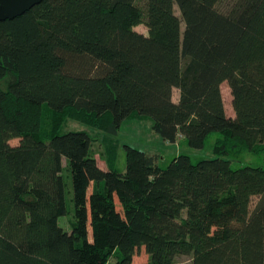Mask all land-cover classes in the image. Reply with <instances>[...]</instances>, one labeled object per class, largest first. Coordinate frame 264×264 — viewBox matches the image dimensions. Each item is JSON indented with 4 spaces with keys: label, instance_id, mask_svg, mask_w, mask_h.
<instances>
[{
    "label": "trees",
    "instance_id": "trees-1",
    "mask_svg": "<svg viewBox=\"0 0 264 264\" xmlns=\"http://www.w3.org/2000/svg\"><path fill=\"white\" fill-rule=\"evenodd\" d=\"M217 1L42 0L0 22V264H132L140 247L145 264H264V169L226 159L264 153V0ZM144 117L192 149L217 132L214 158L162 168L123 145L120 173L110 142Z\"/></svg>",
    "mask_w": 264,
    "mask_h": 264
},
{
    "label": "rangeland",
    "instance_id": "rangeland-1",
    "mask_svg": "<svg viewBox=\"0 0 264 264\" xmlns=\"http://www.w3.org/2000/svg\"><path fill=\"white\" fill-rule=\"evenodd\" d=\"M235 0H218L216 3V8L223 13L229 11ZM175 14L180 17L178 8L174 6ZM183 27V25H182ZM139 32H145L143 25H139L135 28ZM0 87H3V84L0 82ZM221 93L223 98V104L227 116L233 114L232 104H231V95L229 88L226 83L221 84ZM178 91L173 90L172 99L177 101ZM51 114L48 112L45 113L43 119V128L49 126L51 123L55 122L52 120ZM151 120L144 117L143 119H132L124 122L120 129L117 132V135L114 136L115 141L110 142L116 144L117 147V165L116 168L120 173L124 172L125 169V154L123 145H130L147 155H159L161 158L158 161L160 167L164 168L171 161L173 157L179 154L187 155L190 157L191 162L195 163L201 159H212L214 154L212 152V146L215 138L218 137L217 132L211 133L205 140L204 147L202 149H192L190 148L184 140H179L177 143L170 144L164 142L156 133L151 129ZM62 129L64 131H86L89 134H94L90 129L74 122L69 119H65ZM18 143L17 139L10 140L11 145H16ZM109 143V142H108ZM108 145V144H107ZM93 151L96 153V160L99 166H104L102 158L99 157V153L102 150V143L97 140L93 146ZM226 159L230 161L232 168H242V167H261L264 169V153L259 155H253L245 151L240 152H230L227 155ZM84 180L87 181L84 176ZM65 200H66V209L67 213L64 216L58 218V225L63 228L65 231H71V222L73 219V204H72V190L71 182L69 179H66L65 183ZM257 201V197L253 198L251 207ZM148 256L145 253L143 247H140L136 250L133 258L132 264H145L147 262ZM177 264H191V258L188 256H181L176 259Z\"/></svg>",
    "mask_w": 264,
    "mask_h": 264
},
{
    "label": "water",
    "instance_id": "water-1",
    "mask_svg": "<svg viewBox=\"0 0 264 264\" xmlns=\"http://www.w3.org/2000/svg\"><path fill=\"white\" fill-rule=\"evenodd\" d=\"M42 0H0V22L21 16Z\"/></svg>",
    "mask_w": 264,
    "mask_h": 264
},
{
    "label": "crops",
    "instance_id": "crops-1",
    "mask_svg": "<svg viewBox=\"0 0 264 264\" xmlns=\"http://www.w3.org/2000/svg\"><path fill=\"white\" fill-rule=\"evenodd\" d=\"M230 116L232 117V116H233V114H231ZM152 155H153V154H152ZM160 158H161V156H160ZM103 162H104V161H103ZM99 167H100L101 169H104V170L106 169V165H105V163H104V166H102V167H101V166H99Z\"/></svg>",
    "mask_w": 264,
    "mask_h": 264
}]
</instances>
